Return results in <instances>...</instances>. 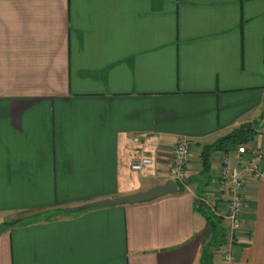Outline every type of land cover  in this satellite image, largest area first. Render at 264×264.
I'll list each match as a JSON object with an SVG mask.
<instances>
[{"label": "crops", "instance_id": "0c3cea01", "mask_svg": "<svg viewBox=\"0 0 264 264\" xmlns=\"http://www.w3.org/2000/svg\"><path fill=\"white\" fill-rule=\"evenodd\" d=\"M245 124L264 145V0H0V264H264V177L233 234L241 143L204 166ZM181 137L177 192L68 211L164 184Z\"/></svg>", "mask_w": 264, "mask_h": 264}, {"label": "built area", "instance_id": "2783aa9c", "mask_svg": "<svg viewBox=\"0 0 264 264\" xmlns=\"http://www.w3.org/2000/svg\"><path fill=\"white\" fill-rule=\"evenodd\" d=\"M140 136L135 140H140ZM193 143L189 138L181 137L177 140L174 148L171 176L177 182L185 186L188 179V164L191 156ZM237 163L233 164L229 154H226L220 162L217 197L219 200H228L227 219L230 223L231 232L234 234L241 229L243 213L246 208L244 196L245 178L247 175L255 179L264 177V145L241 143L236 148ZM153 163L148 156L134 161L132 168L142 170L145 166ZM230 258V254H226Z\"/></svg>", "mask_w": 264, "mask_h": 264}, {"label": "water", "instance_id": "95a60500", "mask_svg": "<svg viewBox=\"0 0 264 264\" xmlns=\"http://www.w3.org/2000/svg\"><path fill=\"white\" fill-rule=\"evenodd\" d=\"M177 191L178 184L173 178H171L167 180L164 184L154 186L146 191L138 192L132 195H126L87 203L81 206L69 208L68 211L72 213H77L93 207L115 206L128 203L143 202L164 196L166 194L175 193Z\"/></svg>", "mask_w": 264, "mask_h": 264}, {"label": "trees", "instance_id": "16d2710c", "mask_svg": "<svg viewBox=\"0 0 264 264\" xmlns=\"http://www.w3.org/2000/svg\"><path fill=\"white\" fill-rule=\"evenodd\" d=\"M254 132L255 130L251 125L245 124L239 130L233 132V134L229 135L224 139H221L216 145L206 146L203 152L204 166L208 168V166L210 165V155L212 150L216 148H220L222 146L230 147V146H234L237 143L239 144V143L248 142L253 137ZM203 211L207 215L209 224L213 223L214 219L213 216L210 215V211L206 208H203ZM208 260H209V255L208 253H205L203 258L204 261L203 263L208 264Z\"/></svg>", "mask_w": 264, "mask_h": 264}, {"label": "rangeland", "instance_id": "374dc122", "mask_svg": "<svg viewBox=\"0 0 264 264\" xmlns=\"http://www.w3.org/2000/svg\"><path fill=\"white\" fill-rule=\"evenodd\" d=\"M27 218H29V216H26Z\"/></svg>", "mask_w": 264, "mask_h": 264}]
</instances>
